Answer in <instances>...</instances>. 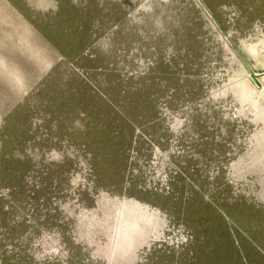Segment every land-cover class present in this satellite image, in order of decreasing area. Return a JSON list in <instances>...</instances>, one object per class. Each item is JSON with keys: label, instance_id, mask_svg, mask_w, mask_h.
<instances>
[{"label": "rangeland", "instance_id": "rangeland-1", "mask_svg": "<svg viewBox=\"0 0 264 264\" xmlns=\"http://www.w3.org/2000/svg\"><path fill=\"white\" fill-rule=\"evenodd\" d=\"M0 264H264V0H0Z\"/></svg>", "mask_w": 264, "mask_h": 264}, {"label": "water", "instance_id": "water-1", "mask_svg": "<svg viewBox=\"0 0 264 264\" xmlns=\"http://www.w3.org/2000/svg\"><path fill=\"white\" fill-rule=\"evenodd\" d=\"M249 79L253 82V79L251 77Z\"/></svg>", "mask_w": 264, "mask_h": 264}]
</instances>
